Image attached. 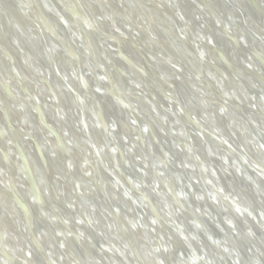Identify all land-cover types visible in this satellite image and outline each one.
Here are the masks:
<instances>
[{"label":"water","instance_id":"1","mask_svg":"<svg viewBox=\"0 0 264 264\" xmlns=\"http://www.w3.org/2000/svg\"><path fill=\"white\" fill-rule=\"evenodd\" d=\"M71 1L75 10L63 9L62 15L55 10L53 15L50 11L48 18L42 13L39 15L48 30L45 33L39 26V31L26 34L12 22L14 14L10 15L7 10L6 13L12 33L35 58L33 68L42 74L43 85L48 88L40 92V99L53 100L43 126L53 133L49 122L59 117L56 111L62 107L84 147L91 148H85L88 158L100 164L96 168L87 163L95 190L73 180L79 188V202L76 201L82 213L73 217L66 208L74 221L89 217L87 241L97 252H91L84 239L74 235V224L64 221L45 201L42 188L35 180L32 162L25 156L7 111L6 104L11 101L20 109L21 106L14 87L6 83L5 93L0 92V119L4 125L0 127L3 142L0 167L3 170L4 164L7 166L12 183L14 172H19L24 181L22 190H17L14 184L12 190L2 188L6 197L0 195V199L19 215L21 224L16 213L13 221L31 260L35 264H109L101 243L106 239L112 243L118 240L119 234L114 233L118 223L129 244L119 252L127 264H143L121 223L134 220L140 227L135 231L138 238L146 243L145 250H141L144 258H152L157 264H236L235 260L241 264H264L263 223L259 225L255 220L251 224L240 219L241 212L252 215L251 208L264 218V151L260 152V148L264 150V125L260 124V121L264 123V91L261 90L264 87V0ZM87 3L91 5L88 11L92 17L96 16L109 30L113 27L123 32L114 37L103 36L89 19L85 10ZM193 6L199 9L202 19L193 14ZM50 16H55L56 28L49 23ZM58 28L62 35L75 41L74 45L62 44ZM192 28L201 38L193 34ZM96 37L113 45L114 66L110 63L104 69L99 64L102 50ZM54 50L63 55L60 63L53 55ZM59 75L71 76L75 85L64 87ZM93 82L97 84L98 94L93 92ZM22 91L29 93L24 88ZM132 91L149 97L150 121L128 102ZM248 99H256L261 107L251 108ZM234 103L242 108V114L237 113ZM160 111L167 125L158 114ZM198 119L201 126L196 122ZM34 129L29 140L45 169L46 185L53 188L45 155L51 146L45 139L42 149L37 141L40 128L36 125ZM222 134L232 140L227 142ZM68 136L61 139L54 134L53 137L77 171V154ZM117 136L128 143V149L117 142ZM241 152L256 165L243 158ZM57 153L52 152L50 162L53 168L63 171L64 164ZM109 164L113 172L107 171ZM141 172H147L155 185L142 178ZM118 173L129 181V189L116 178ZM77 174L84 178L81 172ZM107 180L108 188L115 193L111 203H106L107 190H103ZM71 188L74 190L73 185ZM215 189L225 198L216 199ZM62 191H68L66 185ZM95 193L101 200L89 199ZM56 200H59L57 195ZM244 200L251 207L244 206ZM115 202L121 207L120 212H116ZM205 202L211 204L214 214L204 207ZM160 205L165 206L166 216ZM210 215L214 216L213 220ZM167 218L178 231L171 230ZM102 222L106 229L104 237L96 231ZM220 222L230 226L229 243L220 231L223 230ZM182 229L187 236L180 234ZM44 236L48 237L47 242ZM2 238L0 224V264H15ZM48 245L56 246L58 257L48 254ZM113 247L117 250L116 245ZM171 256L173 261L169 260Z\"/></svg>","mask_w":264,"mask_h":264},{"label":"bare ground","instance_id":"2","mask_svg":"<svg viewBox=\"0 0 264 264\" xmlns=\"http://www.w3.org/2000/svg\"><path fill=\"white\" fill-rule=\"evenodd\" d=\"M159 2L161 4H165V1H159ZM87 5L88 6L85 7V10L89 14L90 12L88 11V9L91 8V5L88 3H87ZM1 7L2 8L5 7V8H3V10L5 9V11H3L1 9ZM66 8L72 9V10L76 9L71 0H30V2H29V0H12V1L11 0H0V92H2L3 94L5 93L4 90H5V86H7L6 83L8 84V86L10 88H11V86L14 87V90H15L14 95H15L19 105L21 106L22 110L20 108H18L15 103H12V101H11V103L9 102L6 104L7 105V111L10 113L11 117L10 116L9 117H10V119H12V124L14 125V127L16 129L17 137H18V140L23 147V151L25 153V156L27 157V159L30 162H32V167H33L32 169L34 172V177H35V180L37 181V183H39L41 188H42V191H43L42 194H43L45 201L48 202L51 207L53 206L55 208L57 213L62 217V219L64 221H66L68 224H72V223L74 224L73 225L74 226V229H73L74 235L78 239L83 238L84 241L86 242V245L89 246V248L93 250L91 252L96 253L97 252L96 248H91L93 244L90 243L89 241H87L88 237L86 236V233L88 232V227L91 225L89 222V217L83 216V217L79 218V220H78V218H76L75 219L76 221H74L73 218L71 217V215L69 214V212H67L68 210L66 208H69L71 210L70 212L72 213L73 217H75V215H77V217H78V215L82 211L80 209L81 208L80 203H77V201H76V200H78V202H79L78 198L80 197L79 196L80 192H79V188H77L73 184V180L77 179L78 181H76V183H78L79 185L81 183V184H83L85 186H89L90 188H93L95 190L96 186H94L91 183L90 178H92V176L89 175L91 173V171H90L87 163L94 164L96 168L100 167V164L98 163V161L95 160L93 162L91 159L88 158V153H87L85 148H87V149L88 148L91 149V148L88 145H85L86 147H84V144L82 142V138L78 135V133H76L75 129L67 121L66 114L63 112L62 107L59 108L60 111H58V112L56 111V115L59 116L58 117L59 119L57 118L55 121H53V119L50 118L51 122H49V124H50L49 127L51 128L53 133H51V131H49V129H47L43 126L44 125L43 121H46V115H47L46 111L49 110L48 109L49 104H51V106H53V102H52L53 100L50 99L48 101H42L40 99V96H39L40 92L42 90H45L48 88H46L43 85L44 78H43L42 74L33 68V64L36 62L35 58L31 54H29L27 51H25L26 45H25V47H23L24 45H22L21 42H18L17 38L12 33V29L10 26L11 22H9L8 14L6 13V10L9 12L10 15H11V13H13L14 17H12V22H15V24L21 26L26 34L31 35V33L34 30L39 31V26H41V29L44 33L48 31L47 28L45 27V24H43L42 18H39V15H41V13L48 18L47 14L51 15L50 11H52L53 15H54V10L59 12L62 15V14H65V13H63V9H66ZM192 12L195 16H197L196 18L202 19V16L200 15L201 12L199 11V9L196 6L192 7ZM89 16H90L89 19L91 20V23L93 24V26L96 27V29H98V31L105 37H114L116 34L123 32V30H121V32L117 31L116 29L113 30V27H111L112 30H109L106 28V26L101 21L98 20V18L96 16L92 17V15H90V14H89ZM198 16H200V17H198ZM141 18L143 19L144 15H142ZM49 19H50L49 23L51 22V24L56 28V25H54V21H53V20H55V16H50ZM204 21H205V19H204ZM203 24L205 25V23H203ZM70 26H72V25L70 24ZM57 30H58V33L61 34L60 29L58 28ZM134 31L136 32L135 29H134ZM128 32H130V31H128ZM193 34H195L196 37L201 38V34L199 35L198 31L195 29H193ZM59 36L61 38L62 44L63 43L64 44H70L71 43L72 45H74L73 43H75V41L72 40L71 38H69V36L66 37L62 34ZM96 38H97L96 43H97L98 47L101 48V50H102L100 52L101 58H99L100 60H98L99 64L101 63L100 65L104 69L108 68V64H110V63L113 64V66H114L115 61H113V56H112V55H114V51L112 49L113 45H111L109 42H107L104 39H101L99 37H96ZM190 39H192V38H190ZM96 53L99 54V51H96ZM53 55L55 56V58H57L56 60L58 63H60L61 60L64 59L62 53L60 54L59 51L56 52L54 50ZM8 57H10L11 60H9ZM87 63H88L87 64L88 67H91L89 64V61H87ZM141 65H142V63H141ZM113 70L114 69H111L110 71L113 72ZM173 70H175V69L173 68ZM175 72L177 73V71H175ZM153 73L159 77V75L156 73V71H153ZM177 75H179V73H177ZM59 76H61V75H59ZM230 76H233V74H231ZM71 78H72L71 76L65 75L64 77L61 76L59 78V81L64 87H66V88L70 87L71 88L75 85V84L73 85V83H74L72 80L73 78L72 79ZM97 78H99V77H97ZM231 79H233V78L231 77ZM238 79H236V80H238ZM220 81H221V79H220ZM93 83H94L93 84V92H94V94H96V93L98 94V89L96 86L97 84L95 82H93ZM23 88L27 89V91L29 93H24V91H22ZM36 88H39V90H36ZM123 88L127 91L125 86ZM261 90L264 91V87ZM130 93L131 94L129 95V97H127L128 102L132 105V107L134 106L135 108H137L142 114L144 113L145 115L144 114L143 115L145 117L147 116L148 117L147 119L150 121L151 120L150 114H149L150 111H149L147 105L152 106V104L149 101L150 100L149 97L147 95L146 96L140 95L135 91L134 92L132 91ZM170 95H174V94L171 92ZM254 95L258 96L257 94H254ZM213 97H215V96L213 95ZM260 100H261V98H260ZM233 105L235 106L234 108L237 110V113L242 114V108L239 106V104L234 103ZM248 105L253 109H256L258 107V105H259V107H261L260 102H257L256 99L255 100L254 99H248ZM90 106H92L91 103H90ZM155 107H157V106L155 105ZM155 107H152V108L154 109ZM218 111L222 112L223 110L218 109ZM158 114H161L160 115L161 117L163 116L161 111ZM162 118L164 120V123L167 125L168 121H165L164 117H162ZM33 122L37 125V127L40 128V131L37 135V139H38L37 141L39 144L41 143L42 149L45 147V144H44L45 139H46V141L49 142L50 146L52 147V149H51V147H49L50 151L49 150L46 151L47 153L45 155L47 158L46 161H47L48 166H49L48 170H49V174H50V178H51V184H52L54 189L50 186L48 188V186L46 185V182L48 180H45V178H44L46 176L44 174L45 169H44L43 165H40V160L38 158L36 149H35L33 143L31 144L30 140H29L32 137V129L35 130L34 128L36 127V125H34ZM109 122L111 123V120ZM196 122L200 126L202 125L200 119L196 120ZM152 123H153V121H152ZM260 124L264 125V123L261 121H260ZM0 127H4L2 119H0ZM166 128L169 129V126H167ZM54 134L58 138H61V139H64L63 136L70 135V138H71L70 144L72 145L74 152H76V154H77L76 155L74 153L76 155L75 160L77 162L76 164L78 167L77 171L81 172L83 174L84 178H80L77 174V171H75L73 166L68 163L67 159L65 158V156L62 153L61 148L56 145V143L58 144V142H56V140L54 139V137H53ZM222 136L227 138L226 139L227 142H228V139L232 140L226 134H222ZM223 137H220V138L225 140ZM115 139L117 140V142L120 145H122V143H123L124 149H128V147H129L128 143L126 144V142L124 141V139L121 136H119V137L117 136V137H115ZM2 143H3L2 138L0 137V145H3ZM229 144L231 146H235V145H232V142H230V141H229ZM30 146H32V147H30ZM54 151L56 153L58 152L57 153L58 156L62 159V162L64 164L63 171H60V170L53 168L54 166H52V163L50 162V155ZM257 151H259V148ZM263 151L264 150L262 148H260V152H263ZM242 155H243V158H247V160H249L251 163H254L253 160H251L250 158L248 159L247 155H245L243 153H242ZM90 160L92 162H90ZM103 164L105 165V162H103ZM254 164L256 165V163H254ZM109 166H110L109 168L106 167L107 171L109 172L110 171L109 169H111V171L113 172L112 166L110 164H109ZM85 171H86V173H85ZM140 174L142 175V178L148 179L149 181H151L152 184L154 183V181L152 182V180L150 178H148L147 172H141ZM116 178H118V180H120V182H123L125 184V186L127 187V189H129V186H128L129 181L127 179H125L126 177H124L123 174L118 173ZM104 180H105V177H104ZM23 181H24V179L22 178L20 173L14 172L13 183H12L11 178L8 175L7 166H5V164H4L3 170H1V167H0V195L1 196L6 197L5 192L3 190H1L2 188H8V189L12 190L13 186L15 185V186H17V190H19V189L22 190ZM63 181L66 182V184H64ZM204 183H205V185H208L207 182L204 181ZM107 184H108V180L104 185V186H106L105 187L106 189L103 187V190H107V193L104 192L105 193L104 195L106 197V201H107L106 203H111V199H113V195L115 193H114L113 189L108 188ZM65 185L68 188L67 192L62 191V189L64 190ZM72 185L74 186V190H72V188H71ZM154 185H155V183L153 184V186ZM139 187H140V185H139ZM86 188H88V187H86ZM158 188H159V191L162 192L161 194L164 195L162 187L158 186ZM217 189L214 190L213 195L216 197V199H220V200L224 199L225 197L222 196L220 191ZM53 191H55V192H53ZM81 193H82V191H81ZM83 194L85 195L84 192H83ZM86 194H88V193H86ZM95 194H96V196H93V197L90 196L89 199L91 201L94 200L95 202L98 200H101L100 196L97 193H95ZM56 195L59 197V200H56ZM70 202H72V204ZM230 202L233 205L235 204L232 200H230ZM205 204L206 205L204 207H208L211 210L209 212L214 214V212H213L214 210H212L213 207L211 206V204L208 202H205ZM243 204H246L244 206L248 205V208L251 207L250 204H248V201H246V200L243 201ZM115 205L117 207L115 209L116 212H120V210H119L120 206L116 202H115ZM159 208L163 212L164 216H166L167 213L165 211V209H166L165 206L160 205ZM196 210L194 209V211H196ZM15 213L16 212H14V210L11 207L3 204L1 199H0V224H1L2 233H3L2 241L6 245V249L11 253L12 257L14 258L15 264H35L31 260L32 258L30 256L28 249L25 247L24 241L21 239V236H19V234L17 233L16 225L13 221V217H14ZM16 214H15V216H17V222L19 224H21L20 219H19V215L18 214L16 215ZM251 214L252 215H250V214L245 215L244 213L241 212V215L243 216V218L241 216L240 219L242 221H248L251 224L252 223L255 224L256 223L255 220H256L259 223V225L261 223H263V227H264V218L261 216V214L255 210L253 211L252 208H251ZM210 217L212 220L214 219V216L210 215L209 218ZM39 219H40V217H39ZM167 220H168V218H167ZM168 221L170 223L171 230L178 231L177 227H175V225L172 223V221H170V220H168ZM121 223L123 224L124 229L126 230V233L128 234L127 236H129L130 242L134 243L135 248L138 251V254L141 255V257L143 259V264H157V262L153 261L152 258L151 259H148L146 257L144 258L143 254H142L143 252L141 250H145L144 247H145L146 243L144 242V240L139 239L137 233L135 232L137 228L140 229V227H138L137 221L135 222L134 220L133 221L124 220V222L122 221ZM223 223H221L223 226V230H220V231H222V233L224 234V237H226L225 240L229 243V241H230L229 240L230 239V233H229L230 226L229 225L226 226V225H224L225 223L224 224ZM100 224L101 225L98 227L99 230H96V231L97 232L99 231L98 234L101 237H104V236H106V229H104L105 226H103L104 225L103 222ZM116 224L118 225V228H119V224L118 223H116ZM95 225L98 226L97 224H95ZM113 225H114V223H113ZM118 228L115 229L116 232H114L115 235L117 233L119 234V236H118L119 238H118V240H116L118 243L115 240H114V243L109 242L108 239L103 240V243H101V247H103L106 251L105 255L107 256L108 260H110V261H108L109 264H127L126 259L123 258L122 254L120 252H122V250L124 249L123 247H126V245L128 246L129 244H128V241L126 239L125 234L123 232L121 233V230ZM152 230H155V229L152 228ZM180 234L186 235L184 229L180 230ZM187 238L189 239V237H187ZM43 239L46 240V242L48 241V237H46V236H44ZM113 244L117 246V250L115 247H113ZM0 245H1V243H0ZM47 250H48L49 255L55 254V256L58 257L57 256V253H58L57 250L58 249L56 248V246H52V245L49 246L48 245ZM99 250L100 249H98V251ZM169 260L173 261L174 259L171 256V257H169ZM235 262H236V264L237 263L241 264V262H239V261L237 262L235 260ZM4 264H6V263L4 262ZM65 264H68V263H65Z\"/></svg>","mask_w":264,"mask_h":264}]
</instances>
